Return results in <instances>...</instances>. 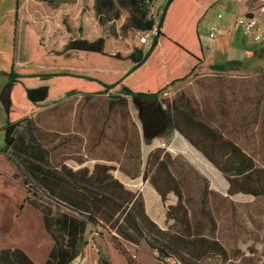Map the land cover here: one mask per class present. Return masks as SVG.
Returning a JSON list of instances; mask_svg holds the SVG:
<instances>
[{
    "label": "trees",
    "instance_id": "1",
    "mask_svg": "<svg viewBox=\"0 0 264 264\" xmlns=\"http://www.w3.org/2000/svg\"><path fill=\"white\" fill-rule=\"evenodd\" d=\"M66 1L14 0L12 64L0 91L5 114L0 151L25 187L23 202L42 214L53 240L43 264H69L77 257L86 243L87 223L110 227L114 241L121 237L138 244L143 239L162 261L171 257L178 264H197L209 253L223 252L203 232L198 214L211 221L203 208L209 195L264 197V166L255 161L262 147L258 140L239 143L247 127L252 137L264 135V71L256 75V92L244 93L250 109L242 114L227 107L226 91L215 98L197 96L188 87L171 98L160 97L204 62L198 25L219 0H167L157 17L149 13L152 0H72L81 1L77 15ZM145 33L143 44L139 37ZM78 94L123 99L128 108L132 100H153L166 111L172 140L166 151L159 147L160 137L141 140L140 188L129 189L113 176L114 164L90 163L92 155L80 167L65 163L72 155L59 156L64 143L55 144L52 130L35 118ZM45 141L52 143L50 150L40 149ZM180 158L204 184L199 208L176 166ZM212 178L221 181L224 188H217L223 193L211 188ZM159 202L162 224L152 217ZM115 246L128 261V246ZM0 264L38 263L22 249L7 247L0 248Z\"/></svg>",
    "mask_w": 264,
    "mask_h": 264
},
{
    "label": "rangeland",
    "instance_id": "2",
    "mask_svg": "<svg viewBox=\"0 0 264 264\" xmlns=\"http://www.w3.org/2000/svg\"><path fill=\"white\" fill-rule=\"evenodd\" d=\"M166 1L152 0L148 4L149 13L153 17H157ZM66 2H68L67 7L72 13L77 15L81 8V1L78 5L74 4L76 2L72 0ZM259 5L261 8L259 16L263 23L258 31L248 33L234 24V19L236 20L241 13L238 14L235 9L228 8L225 0L213 4L200 23L198 31L205 52V60L218 61L217 66L201 71V75L196 73L177 82L160 97L171 98L188 87L197 96L210 93L215 98L220 97L219 94L226 91L228 96L226 99L230 103L227 104V107L230 110L237 109L242 114L244 110L250 109L248 102L243 100V95L256 92L259 83V76L256 75H261L260 72L264 71V3ZM13 6L14 0H0V11H5L6 14L11 9L8 14L12 19L9 20L10 24H13ZM218 12L230 19L221 21L222 19L217 18ZM213 24L222 26L226 31L222 36L218 35L216 39H210L207 35L209 27ZM238 34L248 35V38H243ZM232 36L236 39H233ZM242 41H248L246 43L249 44L250 50L242 56L233 55L231 52L242 48L239 47ZM2 45L3 42L0 41V48L4 49ZM215 45L217 49L214 50L213 57H211L210 49ZM6 50L0 53V67L7 65V60L11 59L10 51H8L10 49ZM227 54L230 57L225 58ZM205 63L208 64V62ZM218 65H223V67ZM2 78L3 76L0 74V85ZM232 94L236 95V98H232ZM107 99L105 96H74L58 106L43 110L35 119L38 118L37 121L43 127L52 130V133L55 134V144L69 142L70 157L71 155L73 157L65 163L74 167L84 164L87 160L86 155L90 153L77 150L81 140H84L87 145L90 144L92 155L112 160L111 163L114 164L113 176L121 178L129 189L140 188V142L147 137L141 130V122L136 120L138 119L137 100L130 101L128 108L123 99L112 100L110 104ZM146 103L156 104L155 101L149 100L141 103L140 106ZM108 105L111 107L109 112L105 110ZM164 129V133L157 137H161L169 148L173 129L168 124ZM66 137L68 138L66 139ZM255 137L251 136L250 128L247 127L241 131L239 143L251 145L254 140H258L262 148L261 151L258 150L255 161L259 166H264V135L260 137V134H257ZM168 148L162 149L166 151ZM77 152L83 157L84 153L86 154L84 161H79ZM176 166L181 171L180 174L186 178L185 183L188 184L191 194L197 198L196 206L199 208V192L204 191V184L183 158L176 160ZM212 180L211 188L223 193V189H220L223 187L221 181L215 178ZM21 189L22 187H17L15 190L10 189L9 193L0 194V212L3 214L4 222L0 227V239L5 243L9 239L17 240L30 257L41 264L46 258V247L48 248L47 245L51 238L44 230L42 214L27 202L17 204V200L21 196ZM158 204L156 215H152V217L159 222L158 224H162L161 212L163 209L160 208L163 206L160 207V202ZM203 208L212 216L210 221L198 212V217L204 220L203 232L209 234L210 238L216 239L222 246L223 252L209 253L197 264H258L264 261V197L251 198L237 195L228 198L221 195L215 197L209 195V203L207 207L203 206ZM115 235V231L110 227L87 223L84 233L86 243L82 247L80 255L70 264H104V262L106 264H166L165 261L156 257V251L150 248L143 239L138 244H133L126 242L121 237H117L118 240L114 241L112 237ZM115 244H118L122 249L124 245L128 246V261Z\"/></svg>",
    "mask_w": 264,
    "mask_h": 264
},
{
    "label": "crops",
    "instance_id": "3",
    "mask_svg": "<svg viewBox=\"0 0 264 264\" xmlns=\"http://www.w3.org/2000/svg\"><path fill=\"white\" fill-rule=\"evenodd\" d=\"M219 1H221V0H219ZM222 1H224V0H222ZM216 3V2H215ZM214 3V4H215ZM225 3L227 4V7L228 8H231V10H233V9H235L237 12H238V14L239 13H241L240 15H243V14H245V13H247V12H249L251 9H253V8H256L255 6H258L256 3H254V2H252L251 0H225ZM14 7V6H13ZM10 11H11V9L9 10V11H7L6 12V14H5V11H0V41H2L3 42V45L2 46H4V49H1L0 48V53L4 50V51H7L6 49L7 48H9L10 50H8V51H10L9 52V57L11 58L10 60L8 59L7 60V65H5L4 67H0V74L3 76V78L1 79V81H2V84L0 85V91H1V86L3 85V84H5L6 82H7V76H6V73L10 70V66H11V64H12V55H11V52L13 51V24L11 23H9V20H12L11 19V17H9L8 16V14L10 13ZM208 11V10H207ZM207 11H206V13L204 14V16H203V18H205V16H206V14H207ZM219 14H221V16H218ZM261 14V13H260ZM240 15H238V16H240ZM13 17H14V9H13ZM203 18L201 19V21H200V23L203 21ZM217 18L218 19H222L221 21H224L225 19H230V18H228L227 16H224L221 12H218L217 13ZM234 21H235V19H234ZM233 21V22H234ZM200 23H199V25H200ZM262 23L263 22H261V19H260V17H259V21H258V24H257V28H256V30H254V31H258L260 28H261V25H262ZM234 24H235V22H234ZM199 25H198V27H199ZM213 25H217V24H213ZM212 26V25H211ZM210 26V27H211ZM210 27H209V30H210ZM218 27V29H219V32L216 34V36L214 37V38H210L209 37V30H208V33H207V35H208V37L210 38V39H216L217 38V36L219 35H223L226 31L223 29V27L222 26H217ZM233 32H234V30H233ZM234 34V33H233ZM239 35V34H238ZM239 36H241V37H243V38H248V35H245V36H243V35H239ZM232 38L233 39H236L234 36H232ZM200 39H201V36H200ZM244 40V39H243ZM246 42H248V41H246ZM246 42H244V41H242V43L240 44V46L239 47H242L241 49H238V50H235V52H231V51H229V52H231L233 55H236V56H242V54H244V53H246V52H248L249 50H250V46H249V44L248 43H246ZM215 49H217V46L215 45L214 46V48L213 47H211V57H213L212 55V53L214 52V50ZM218 51V50H217ZM227 57H230L228 54L226 55V57L225 58H227ZM205 62H208V64L207 63H205ZM216 64H218V61H213V60H211V62H209V61H206V60H204V62L198 67V68H196V70H195V72H194V74H196V73H198V75H201L200 74V72L201 71H206V70H210V68H212L213 66H215ZM35 67H45V68H56V67H49V66H40V65H37V66H35ZM89 70H93V71H102V70H100V69H89ZM194 74H192V75H194ZM180 82V81H179ZM177 83V82H176ZM175 83V84H176ZM173 86V85H172ZM74 96H82V95H74ZM74 96H69V97H67L62 103H64L65 101H67L69 98H72V97H74ZM98 96H105V95H98ZM92 97V96H91ZM106 97V96H105ZM108 98V97H107ZM143 102H145V101H149V100H146V99H141ZM107 101H108V103L110 104L112 101H111V99L110 98H108L107 99ZM153 101V100H152ZM154 102V101H153ZM61 103V104H62ZM137 103H138V99H137ZM137 105V108H141V109H143L142 107L143 106H140V105H138V104H136ZM154 105H157V106H160L157 102H156V104H154ZM161 107V106H160ZM162 108V107H161ZM110 109H111V107L108 105L106 108H105V110H107L108 112L110 111ZM152 112V111H151ZM166 112V111H165ZM137 115H138V113H137ZM167 115V114H166ZM34 117V116H33ZM140 121V120H139ZM4 123H5V114H4V109H3V106H2V104H1V102H0V148L1 147H3L4 146V134H3V126H4ZM169 125V124H168ZM37 126H39L41 129H43V130H45L43 127H41L40 125H37ZM165 126H167V125H165ZM141 130H142V127H141ZM78 135H79V133H78ZM160 139H161V137H160ZM145 140H149L148 138H145ZM161 142H165V141H163V139H161V141L159 142V144L161 143ZM141 143V142H140ZM39 146H40V149H42V150H44V151H46V149L47 150H50L51 148H52V143H50V142H41L40 144H39ZM91 146H90V144L89 145H87L86 143H85V141L84 140H81V143H80V146H77V150L78 151H87L88 153H90L89 155H92L91 154ZM11 150H12V147L10 146L9 147V149H8V151H10L11 152ZM110 150V149H109ZM108 150V152L110 153V151ZM10 154V153H9ZM68 154H70V144H64V145H62L61 146V149H60V152H59V156H62V155H66V156H68ZM77 154H78V152H77ZM79 155V154H78ZM85 153H84V157L82 156V158L84 159L85 158ZM48 156H49V160L51 161V160H53V152H51V151H49L48 152ZM86 156H88V155H86ZM92 156H94V158H91V159H88V161L89 162H92V163H94L95 161H104V162H107V163H111V159H106V158H98V157H96L94 154L92 155ZM59 160V159H58ZM63 160V159H62ZM67 161H68V158L66 159ZM14 172H15V168H14V165L12 164V162L10 161V160H8L5 156H4V154L0 151V194H3V193H9V190L11 189V190H15V188H17V187H22V189H21V196L19 197V199L17 200L18 202H17V204H19L20 202H23V200H24V197H25V194H26V190H25V187L22 185V183L20 182V180H19V178H15V177H13V174H14ZM121 179V178H120ZM122 180V179H121ZM11 215V214H10ZM156 220V219H155ZM157 221V220H156ZM158 222V221H157ZM3 214L0 212V227H2L3 226ZM1 238V237H0ZM51 238V237H50ZM52 245H53V240H52V238L50 239V243H48V248L46 247V253H47V255H46V258H47V256H48V253H49V251H50V249H51V247H52ZM7 247H9V248H11V247H18V248H20V249H22L29 257H30V255L25 251L26 249L23 247V246H21V244L17 241V240H10L9 239V241L8 242H3L1 239H0V248H7ZM80 255V254H79ZM78 255V256H79ZM31 258V257H30ZM46 258H45V260H46ZM76 258V257H75ZM74 258V259H75ZM32 259V258H31ZM73 259V260H74ZM33 260V259H32ZM44 260V261H45ZM72 260V261H73ZM34 261V260H33ZM71 261V262H72ZM35 262V261H34ZM70 262V263H71ZM37 263V262H36ZM44 263V262H43ZM43 263H41V264H43ZM69 263V264H70ZM38 264H40V263H38Z\"/></svg>",
    "mask_w": 264,
    "mask_h": 264
},
{
    "label": "built area",
    "instance_id": "4",
    "mask_svg": "<svg viewBox=\"0 0 264 264\" xmlns=\"http://www.w3.org/2000/svg\"><path fill=\"white\" fill-rule=\"evenodd\" d=\"M252 2L256 3L258 6H255L256 8L251 9L249 12L240 15L237 17V19L235 20V25L241 27L244 31L250 33L251 31H254L257 28V24L259 21V15L261 13V8H260V3H264V0H251ZM218 16H221V14H219ZM219 32V29L216 25H212L210 27L209 30V37L210 38H214L216 36V34ZM152 33H155V29H153ZM148 35L149 33H145L143 35H141L139 37V42L140 43H147L148 41ZM164 94H166V92H163ZM160 147L162 148H168L167 143L165 142H161ZM166 264H178V262L174 259V258H167L165 260Z\"/></svg>",
    "mask_w": 264,
    "mask_h": 264
},
{
    "label": "water",
    "instance_id": "5",
    "mask_svg": "<svg viewBox=\"0 0 264 264\" xmlns=\"http://www.w3.org/2000/svg\"><path fill=\"white\" fill-rule=\"evenodd\" d=\"M138 118L141 122L142 132L148 139L160 136L164 133V127L167 124L173 129V125L168 115L161 114L160 112H143L139 107Z\"/></svg>",
    "mask_w": 264,
    "mask_h": 264
},
{
    "label": "flooded vegetation",
    "instance_id": "6",
    "mask_svg": "<svg viewBox=\"0 0 264 264\" xmlns=\"http://www.w3.org/2000/svg\"><path fill=\"white\" fill-rule=\"evenodd\" d=\"M141 103H143V101L141 99H138V105H140ZM143 109H141L143 112L144 111H152V112H160L161 114H166L165 110L163 108H161L160 106L154 105L152 103H146L143 105L142 107ZM139 110V108H138Z\"/></svg>",
    "mask_w": 264,
    "mask_h": 264
}]
</instances>
